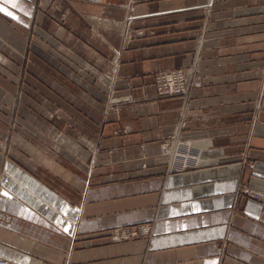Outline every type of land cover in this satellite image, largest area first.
<instances>
[{
	"label": "crops",
	"instance_id": "crops-1",
	"mask_svg": "<svg viewBox=\"0 0 264 264\" xmlns=\"http://www.w3.org/2000/svg\"><path fill=\"white\" fill-rule=\"evenodd\" d=\"M4 8L0 209L13 218L0 222V257L264 264V202L238 190H264V0H17ZM195 62L202 87L158 96V71L189 75ZM139 223L151 226L148 238L104 237Z\"/></svg>",
	"mask_w": 264,
	"mask_h": 264
},
{
	"label": "built area",
	"instance_id": "built-area-1",
	"mask_svg": "<svg viewBox=\"0 0 264 264\" xmlns=\"http://www.w3.org/2000/svg\"><path fill=\"white\" fill-rule=\"evenodd\" d=\"M82 1H88V0H82ZM135 12V6L134 3L130 4L127 7V14L124 18V32L129 36V33H132V24L135 19L134 13ZM134 34L138 37H142L145 35V31L140 29L136 30ZM119 60L116 59L115 61V68L118 69ZM116 76V72L114 77ZM115 80V79H114ZM112 80V82L114 81ZM115 83V81H114ZM203 81L201 76V68L199 67V63H194L191 67V71L188 74H186L184 69L181 68H172L168 70H161L158 71L155 75V88L158 96L161 97H168V96H175V95H182L187 96L191 90V88H199L202 87ZM112 90L114 89V84L110 86ZM253 166V165H252ZM247 193L245 190L244 193ZM7 214L9 216H7ZM12 218V215L2 211L0 209V221L6 220V223L10 222V219ZM5 222V221H4ZM138 227L132 228L133 231H139L137 229ZM131 228H128V230ZM131 231V230H130ZM143 235L150 234L151 228L149 226H143L141 229ZM126 232V231H124ZM128 234H132L129 232ZM129 235V236H130ZM0 264H14L13 262L0 257Z\"/></svg>",
	"mask_w": 264,
	"mask_h": 264
},
{
	"label": "rangeland",
	"instance_id": "rangeland-1",
	"mask_svg": "<svg viewBox=\"0 0 264 264\" xmlns=\"http://www.w3.org/2000/svg\"><path fill=\"white\" fill-rule=\"evenodd\" d=\"M80 1H82V0H80ZM83 2H87V1H83ZM112 73L113 74H111V75L114 76V71ZM113 84H114V81L113 82L111 81L110 86H112ZM110 106L111 105L109 104V100H108L107 103L105 104V108H104V118L107 116L108 110H111L110 108L112 106L111 107ZM114 109H118V108L115 106ZM121 132H127V129L123 128V129L115 130L116 134H119ZM95 155L96 154H92L90 160L88 161V165H89L88 173L89 174H87V175H89V176L93 175L94 170L96 168L97 158H95ZM252 165L254 166V164L251 162L249 164L250 168L253 167ZM86 180L87 179L82 178L83 182H87ZM238 187H239L238 190L240 192L239 194L240 195L242 194L241 196H246L248 198L264 202V190L256 189L247 183H241V185ZM245 190L247 191V193L246 192L244 193ZM143 226H149L151 228V226L148 223H139V224L124 225V226H116V227L112 228L108 233L104 234V237H106L107 240H109V242L111 244H121L124 242L139 241L141 239H146L149 237V235H151V232H150V234H147V235L142 234L141 229L143 228ZM134 227H138L137 229L139 231H133L132 228H134ZM128 228H131V229L128 230ZM124 231H126V232H124ZM129 232H131L132 234L131 235L128 234ZM221 244L220 245L225 249L226 243L225 244L221 243ZM220 264H223V261Z\"/></svg>",
	"mask_w": 264,
	"mask_h": 264
},
{
	"label": "snow or ice",
	"instance_id": "snow-or-ice-1",
	"mask_svg": "<svg viewBox=\"0 0 264 264\" xmlns=\"http://www.w3.org/2000/svg\"><path fill=\"white\" fill-rule=\"evenodd\" d=\"M5 3L9 4L12 8L17 7V0H0V12H5V8H4ZM6 14L12 15L11 12H7ZM14 18L18 19V17H14Z\"/></svg>",
	"mask_w": 264,
	"mask_h": 264
},
{
	"label": "bare ground",
	"instance_id": "bare-ground-1",
	"mask_svg": "<svg viewBox=\"0 0 264 264\" xmlns=\"http://www.w3.org/2000/svg\"><path fill=\"white\" fill-rule=\"evenodd\" d=\"M3 211V210H2ZM7 216H9L8 214H7ZM11 218V217H10ZM13 218V217H12ZM12 218L10 219V222L9 223H11V221H12ZM5 221V222H4ZM4 221H0V222H2V223H5V224H9V223H6L7 221L6 220H4Z\"/></svg>",
	"mask_w": 264,
	"mask_h": 264
}]
</instances>
